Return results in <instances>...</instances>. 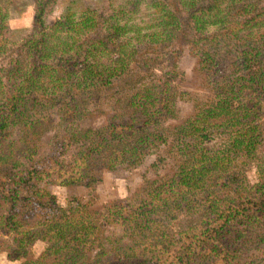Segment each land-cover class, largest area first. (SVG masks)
<instances>
[{"label": "trees", "instance_id": "trees-1", "mask_svg": "<svg viewBox=\"0 0 264 264\" xmlns=\"http://www.w3.org/2000/svg\"><path fill=\"white\" fill-rule=\"evenodd\" d=\"M47 1L23 49L0 63V252L20 264H264L261 1L236 0L215 14L198 0H155L173 8L137 39L122 37L127 22L108 18L93 36L53 28L42 17ZM6 14L0 3V17ZM178 41L193 46L208 94L173 124L183 98L192 97L178 88V72L149 70L148 77L133 65L178 64ZM144 44L155 53L140 56ZM103 93L114 97L106 123L79 128L89 98ZM52 106L67 135H56L52 150L33 160ZM76 141V155L60 161ZM161 147L178 156L172 174L92 208L103 173L141 165ZM249 161L253 181L244 172ZM36 174L47 184L83 185L86 194L72 193L63 205ZM253 236L260 247L241 258Z\"/></svg>", "mask_w": 264, "mask_h": 264}, {"label": "rangeland", "instance_id": "rangeland-1", "mask_svg": "<svg viewBox=\"0 0 264 264\" xmlns=\"http://www.w3.org/2000/svg\"><path fill=\"white\" fill-rule=\"evenodd\" d=\"M42 0H0V3L7 8L5 17H0V63L5 61L9 54L16 53L23 49V41L26 34L33 26L34 16L37 14V9ZM171 1V0H170ZM199 5L209 11L218 14L220 10L228 5H232L236 0H198ZM240 1V0H239ZM243 1V0H242ZM261 4L264 5V0ZM173 6L169 9L159 7L155 0H48L44 4V11L42 12L43 21L53 28L59 30H71L83 36L95 35V30L100 27V23L108 18L114 22H127L129 25L126 31L122 30V37L138 38L145 30L157 22L163 15L165 16L172 10ZM141 33V34H140ZM176 51L173 53L179 58L178 64L173 65L166 60L163 62V67L153 66L151 63L146 64L145 67L139 66L134 63L133 68L146 73L150 77L149 70H155L161 73L162 76H169L174 72L177 73L178 78L176 84L180 90L189 93L183 98L184 101L180 104L179 119H172L169 122L175 124L184 117L195 112V105L204 102L208 94L206 85L204 84L203 75L201 73L200 59L196 56L193 46L189 43L177 42L174 44ZM192 47V48H191ZM163 51V50H161ZM140 56L143 54L155 53L148 44L140 46ZM148 65V66H147ZM171 69L168 74L166 71ZM173 69H175L173 71ZM116 93H114L115 95ZM114 97L108 94H101L100 96L89 98L90 112L77 121L79 128L83 130L98 129L106 123L107 117L110 115V103ZM264 110V108H263ZM56 106L49 109L48 114V129L41 138L43 146L40 152L32 159H40L41 156L46 155L52 150L51 143L54 141L56 135L60 137L66 136L65 129L60 126L56 119ZM261 126L263 129V143L260 148L264 152V114L261 118ZM172 138H170V141ZM166 148V147H165ZM164 147L159 148L154 154L149 155L144 159L141 165L133 167L132 169L119 168L117 170H108L102 174V179L97 185V203L91 205L92 208L97 205L111 204L115 201L129 196L131 191H136L138 186L149 181L152 182L155 178L162 177L163 175H170L175 171V165L178 162V156L171 155L166 152ZM79 149V142H73L63 151V155L59 158L60 161L66 162L70 160ZM31 158L22 159L24 169L31 167ZM160 161L157 167L153 168L151 165ZM247 169L244 170L245 175L249 181L255 179V162L249 161L246 165ZM35 180L40 185H46V178H40L38 174L35 175ZM55 178V177H54ZM53 194L56 195L58 201L67 205L69 202V195L72 193L86 194V187L78 185L72 187L71 185H63L57 182L47 184ZM143 186V185H142ZM194 210V209H193ZM185 214H188L185 212ZM183 216V215H182ZM171 227L176 231L179 224L175 219ZM108 230V229H107ZM107 230H102L106 233ZM173 231V232H174ZM264 229L261 227L260 233ZM256 236L249 243L247 248L242 254L241 258L245 257L248 253L260 247V242L256 241ZM49 239L37 240L32 249L31 257H37L48 245ZM90 252V251H89ZM20 264V260L10 261L6 252H0V264Z\"/></svg>", "mask_w": 264, "mask_h": 264}]
</instances>
